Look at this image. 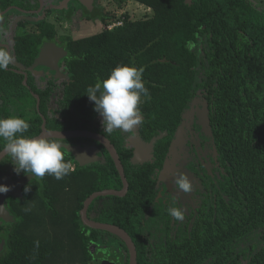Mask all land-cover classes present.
<instances>
[{"label": "trees", "instance_id": "1", "mask_svg": "<svg viewBox=\"0 0 264 264\" xmlns=\"http://www.w3.org/2000/svg\"><path fill=\"white\" fill-rule=\"evenodd\" d=\"M128 1L116 0L119 7ZM131 1L150 8L154 15L69 42L68 81L30 73L28 87L25 75L14 64L0 70V101L4 104L0 119L13 116L11 110L28 97L32 115L26 120L30 128L25 137L39 136L44 119L48 130L92 129L99 126L98 113L86 89L98 79H107L118 65H129L143 69L150 100L142 97L139 105L145 117L142 132L152 139L165 132L173 135L193 98L207 90L214 102L212 129L226 173L218 182L215 203L201 213L192 232L184 231L157 251L144 239L146 215L157 195L155 182L150 166L131 164L132 153L123 138L116 145L129 192L125 197L98 198L89 214H95L97 222L129 233L138 264H264V0ZM97 16L106 27L118 21L107 13ZM35 26L39 36L15 39L13 59L25 67L34 65L43 43L56 35L49 22ZM32 91L41 99L40 113ZM5 143L0 139V151ZM165 144L166 139L158 147ZM62 153L69 162L71 157ZM109 160L102 173L79 167L61 180L46 174L38 192L34 182L27 186L26 204L12 199L16 221L10 224L0 264H95L103 249L91 243L102 236L119 240L114 250L118 249L122 264H130L129 250L118 237L89 228L87 234L81 229L80 212L91 195L123 189L122 178ZM45 199L55 209L56 229L51 234L38 230L35 222ZM26 208L31 209L30 219L21 226L18 212ZM40 219L43 224V216Z\"/></svg>", "mask_w": 264, "mask_h": 264}, {"label": "flooded vegetation", "instance_id": "2", "mask_svg": "<svg viewBox=\"0 0 264 264\" xmlns=\"http://www.w3.org/2000/svg\"><path fill=\"white\" fill-rule=\"evenodd\" d=\"M101 2L102 0H94L93 9L91 12H89L76 0H18L17 3H15V0H0V9H2L0 10V50L5 49L7 53H9V51L11 52L10 63H12L15 49V39L19 35L17 34L16 30H24L28 27L31 29L34 28L33 31H23L20 35L33 37L39 36L41 32L36 28L35 25L43 21L49 22L48 20L50 17H53V20H57L60 23H67L71 26H74L76 23L87 22H99L104 25V22L102 19H100V16H97V14L107 13L110 16L113 14L107 12ZM112 2L117 5V7L119 6L116 0H112ZM119 22H123L124 25V21H115L111 25ZM67 35L58 36L56 31L54 38L52 40L45 41L40 48L41 51L46 44H55L58 48L65 51V56L59 62L61 74L65 75V77L58 79L56 78L54 72L42 66L37 68V70L39 72L43 71V74L36 76L43 77L47 75L50 78L53 77L57 80L68 81L66 61L69 59L70 53L67 48L69 46V42L81 39H70L67 37ZM10 36L12 38L11 42L9 41ZM31 67L32 66L26 68L29 69ZM16 71L18 72L17 67ZM30 73L34 74L33 72L27 73L28 82L27 84L24 82L26 86L29 85L28 83ZM33 93L36 94L34 91H32V95ZM3 105L4 104H2V101H0V106ZM7 109L8 108H6V114L9 113ZM213 109L214 102L212 101V98H210L209 92L204 89L200 90L196 97L193 98L190 107L186 110L182 117L181 124L178 126L173 135H170L168 132H166L167 135L155 144L153 150L143 151L138 157L137 163L139 164H133V159L135 156L134 154L137 151L134 141L132 142L133 134L122 132L120 130L114 131L111 135L104 133L102 128V120H100L99 117V126L93 127L92 129H88L86 127L77 130L61 131L51 129L49 131H89L100 134L111 141L119 156L120 153L116 142H119V140L123 138L124 146L132 153L130 158L131 164L136 167H151L152 179L155 182V191L157 192V195L155 198V204L152 206L149 214L146 215L148 224L145 229L144 239H146V241L154 247V251H157L159 247L167 246L172 241H176L179 236L184 233V231L191 233L201 213L205 212L206 209H208L207 207L210 208L212 202L214 204L216 201V189L218 182L221 176L226 172L223 162L220 159V154L218 152L212 129L211 115L213 113ZM31 115L32 114L29 116ZM142 116L144 117L143 114ZM205 116H207L210 121V127L212 130L210 131L211 133L207 132L203 125L200 124L201 117L204 118ZM144 121L145 117L143 122ZM138 137L145 144H150L151 141L156 138L153 137L152 139H147L145 135H143L142 125L139 126ZM165 139L166 144L162 149H160L158 147V143ZM58 142L64 145L82 147L93 151L92 153L83 155L82 159L85 165H81L76 162L72 155L69 154L64 148L61 149L62 152L65 151L66 154L71 157L69 163L71 164L72 172L77 171V168L81 167L85 170L98 169L102 173V171L104 172V168L107 166V164L111 163L109 160V158H112L110 153L102 144L94 140L75 138L58 140ZM94 153H96L97 156H95ZM121 162L122 164L124 163L122 159ZM11 163H15L11 156H6L0 162V178L7 177L13 180H18L20 178L22 179L28 177L29 179L26 185H24L22 188V197L15 198L9 196L5 202V210L7 214L13 219L11 221L0 219V241H5L6 249L11 232L9 229L10 224L15 223L16 221L13 208L11 207V200L14 198L19 199L22 201L23 205L26 204L29 198L25 194L24 189L34 182V188L36 189V192H38L39 183L43 182L42 178L34 177L32 175H25L23 172L20 175L15 174L13 170L14 166ZM115 167L117 169L116 164ZM181 174L187 176L191 180L193 185L191 194H185L176 188L175 181ZM45 201L43 202V208L40 209L42 212L40 216H43L44 223H41L40 216L38 219L36 218L35 222L38 230L51 234L54 233L56 229L55 209L51 206L50 200L45 199ZM103 203L104 201L102 200L101 204ZM174 206H179L184 210L183 221H177L169 214L168 209ZM18 213L21 214L19 220L21 221V226H23L30 219V213L29 211H25V209H19ZM88 217L92 221L97 222L95 220V214H89V211ZM82 224L83 227L81 229L87 232L89 227L84 224L83 220ZM87 234H89V232H87ZM110 238L112 239V243ZM110 238H107L106 240L105 237L102 236L98 241H93L91 243V246L94 248L103 249L98 253L97 258L95 259V264H122L118 249L114 250V248L119 247L121 243L116 238ZM107 248L113 250H109L107 253V251L104 250Z\"/></svg>", "mask_w": 264, "mask_h": 264}, {"label": "clouds", "instance_id": "3", "mask_svg": "<svg viewBox=\"0 0 264 264\" xmlns=\"http://www.w3.org/2000/svg\"><path fill=\"white\" fill-rule=\"evenodd\" d=\"M10 61L11 56L0 50V70L6 69ZM142 74V68L118 65L107 79H98L86 89V96L94 103V111L102 117L104 133L111 135L116 130L132 133L142 125L143 116L139 105L143 102L142 97L144 101L150 100ZM29 128V122L15 115L0 119V139L6 142L0 151V158L11 156L15 161L11 164L17 175L23 172L25 175L43 178L47 174L57 180L69 175L71 164L65 161L61 151L65 145L58 142L62 138H27L23 134ZM175 184L185 194H191L193 190L191 180L183 174L176 179ZM9 190V187L0 185V194ZM24 191L28 192L30 188L26 187ZM168 212L175 220L183 221L184 210L181 207H171Z\"/></svg>", "mask_w": 264, "mask_h": 264}, {"label": "water", "instance_id": "4", "mask_svg": "<svg viewBox=\"0 0 264 264\" xmlns=\"http://www.w3.org/2000/svg\"><path fill=\"white\" fill-rule=\"evenodd\" d=\"M79 2L87 11L91 12L94 6V0H76ZM193 0H186L187 4H192ZM41 12V11H39ZM11 56V52L9 51L8 53ZM65 51L63 49L58 48L55 44H46L42 50L40 51L39 56L36 59V62L34 65L27 69L26 67L22 66L19 64L16 59L12 60V64H14L18 72L21 74H24L26 76L25 83L27 84L28 82V77L27 73L28 72H33L35 75L43 74L42 72H39L37 68L40 66L48 68L50 71L54 72L56 75V78H62L65 77V75L61 74V70L59 67V62L60 60L65 56ZM54 62V63H53ZM34 97L37 99V109L40 112V107H41V99L38 95L34 94ZM98 117L100 120H102V117L98 114ZM144 120V117H143ZM47 121L44 119V124L42 127V133L37 136V137H46L49 139H57V138H62L59 140H65V139H91L94 140L100 144H102L106 150L110 153L112 159L114 160L117 169L120 173V176L123 181V189L121 191H116V190H105L102 192H97L91 195L84 203V208L81 212L82 220L86 226H88L90 229L93 230H100L104 232H108L119 239H121L127 246L130 254V264H138V252L136 245L129 235L128 232H126L124 229L115 226V225H110L106 223H100V222H94L88 217V211L91 207V205L101 197H110V196H116V197H125L130 189V185L128 182V179L126 177V172L125 168L121 162L120 156L118 152L116 151V148L114 145L111 143V141L106 138L105 136H102L100 134H96L93 132L89 131H70V132H59V131H49L46 127ZM202 122V123H201ZM201 122L200 124L203 125L204 129L207 130V132L212 131L210 127V121L207 116L204 118L201 117ZM138 131H139V126L135 129L133 134V139L132 142L134 141V145L137 148L136 153L134 154V161L133 164H139L138 162V157L140 154L145 151V150H153L155 144L159 141L162 140L167 133H163L159 135L158 137L154 138L150 144H145L139 137H138ZM127 133V132H126ZM211 133V132H210ZM35 137V138H37ZM69 154L72 155L74 160L78 162L81 165H85L82 157L85 154L92 153V150H88L86 148L82 147H76L72 145H65L64 148ZM95 156L96 153H94ZM6 157V156H5ZM4 157V158H5ZM0 158V162L4 159ZM28 177L26 178H20L18 180H13L11 178H0V185L7 186L9 187V191L7 193H2L0 194V219L11 221L13 220L6 212L5 210V202L9 196L19 198L22 197V188L24 185H26L28 181ZM6 251V243L5 241H0V255H2Z\"/></svg>", "mask_w": 264, "mask_h": 264}, {"label": "rangeland", "instance_id": "5", "mask_svg": "<svg viewBox=\"0 0 264 264\" xmlns=\"http://www.w3.org/2000/svg\"><path fill=\"white\" fill-rule=\"evenodd\" d=\"M18 0H15V3H17ZM101 4L105 8L107 12L110 14H113L115 18L118 19V21H137V20H143L146 18H151L154 13L153 11L146 7L145 5H142L138 2L129 0L127 3H125L122 7H117L112 0H102ZM49 22L53 23L56 27V31L58 36L67 35L70 39H82L85 37H90L92 35L101 33L102 31L108 29V27L102 25L99 22H87V23H76L74 26H71L67 23H60L57 20H53V17H50ZM34 28H26V29H20L16 30L17 34H21L23 31H33ZM109 30V29H108ZM9 41H12V38L10 36ZM28 97L23 98V100L18 102V105L14 107L11 112L13 115L28 120L29 115L31 114L29 111V106L31 104L30 99H27ZM111 243L112 239L110 238ZM93 247V246H92ZM108 253V251H107Z\"/></svg>", "mask_w": 264, "mask_h": 264}, {"label": "built area", "instance_id": "6", "mask_svg": "<svg viewBox=\"0 0 264 264\" xmlns=\"http://www.w3.org/2000/svg\"><path fill=\"white\" fill-rule=\"evenodd\" d=\"M122 25H123V22H119V23H116V24H113V25L109 26L108 29L112 30L113 28L119 27V26H122Z\"/></svg>", "mask_w": 264, "mask_h": 264}]
</instances>
